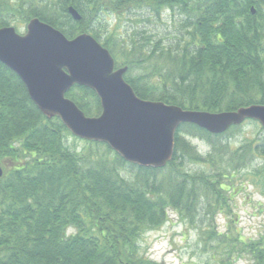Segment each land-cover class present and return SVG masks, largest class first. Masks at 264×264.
<instances>
[{"label":"trees","instance_id":"16d2710c","mask_svg":"<svg viewBox=\"0 0 264 264\" xmlns=\"http://www.w3.org/2000/svg\"><path fill=\"white\" fill-rule=\"evenodd\" d=\"M166 10L180 17L155 41L145 27L128 37L100 29L110 13L118 21L139 16L148 27L165 22ZM35 17L68 38L92 34L117 67L128 66L125 79L142 99L210 112L264 104V0H0V27ZM66 97L88 116L102 112L91 88L76 84ZM242 127L214 134L181 124L164 168L129 163L103 142L85 140L78 150L67 144L74 135L62 121L45 116L0 62V264H163L142 252L141 239L169 221V210L200 222L218 264H264V225L256 237L216 227L245 178L264 195V129L234 147L230 137ZM187 135L205 142L206 156ZM255 157L263 165L250 170ZM187 162L210 171L189 172Z\"/></svg>","mask_w":264,"mask_h":264},{"label":"water","instance_id":"95a60500","mask_svg":"<svg viewBox=\"0 0 264 264\" xmlns=\"http://www.w3.org/2000/svg\"><path fill=\"white\" fill-rule=\"evenodd\" d=\"M251 10L256 13L254 7ZM69 13L74 20L82 18L73 6ZM0 62L21 78L45 116L58 117L74 136L106 143L127 162L142 167L167 166L174 157L176 131L183 123L214 134L246 120L258 121L264 128V104L210 112L142 99L125 80L128 66L116 68L109 49L94 36L81 33L70 39L37 17L29 21L25 34L14 26L0 27ZM76 84L96 91L100 115H86L66 97ZM3 175L0 165V178Z\"/></svg>","mask_w":264,"mask_h":264},{"label":"rangeland","instance_id":"374dc122","mask_svg":"<svg viewBox=\"0 0 264 264\" xmlns=\"http://www.w3.org/2000/svg\"><path fill=\"white\" fill-rule=\"evenodd\" d=\"M166 10L162 14V19L165 21L152 22L147 27L145 22L138 23L139 16L126 14L123 19L116 20L118 17L110 13L104 17L100 29L105 32V29L109 31H119L118 36L128 37L139 28H148L147 35L152 34L154 41L157 37L162 36L165 30H170L168 25L173 22L172 19H179V12ZM183 17V16H181ZM157 20V19H155ZM11 25L15 26L19 33L24 34L27 30V23L11 22ZM102 26V27H101ZM107 27V28H106ZM243 127L236 131L230 137V141L237 147L240 141L246 137L256 136L262 129V125L258 121L247 120L243 124ZM264 129V128H263ZM241 131V132H240ZM190 140L201 152L206 156L208 148L205 142L199 137L185 136ZM78 138V137H77ZM67 144L71 148H77L80 150L86 145L85 140L74 136L67 138ZM262 159L254 158L252 167L250 170H256V167H260ZM185 169L189 172H198L201 170H209V165L201 162H187ZM210 171V170H209ZM254 177V176H253ZM256 177V176H255ZM259 179V177H256ZM249 178H245V187L238 189V193L234 195L232 201L233 211L226 216V214H220L216 220L217 229L222 232L228 230V226L236 227L242 231V235L245 237H256L259 231L264 225V195L262 194V186L257 184L256 186L250 183ZM238 183V182H237ZM169 221L161 228L155 229L145 233L141 239L142 252L158 262L163 264H218L212 254L214 253L212 247L215 242H208L206 247L201 241L199 235L200 222L195 225L182 220L179 213L173 210H169ZM206 248V249H205ZM232 264H248L247 258L234 261Z\"/></svg>","mask_w":264,"mask_h":264},{"label":"flooded vegetation","instance_id":"af4514ba","mask_svg":"<svg viewBox=\"0 0 264 264\" xmlns=\"http://www.w3.org/2000/svg\"><path fill=\"white\" fill-rule=\"evenodd\" d=\"M251 12H252V10H251Z\"/></svg>","mask_w":264,"mask_h":264}]
</instances>
